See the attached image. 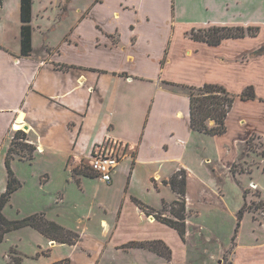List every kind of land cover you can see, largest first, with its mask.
I'll return each mask as SVG.
<instances>
[{"label":"crops","instance_id":"1","mask_svg":"<svg viewBox=\"0 0 264 264\" xmlns=\"http://www.w3.org/2000/svg\"><path fill=\"white\" fill-rule=\"evenodd\" d=\"M41 2L37 4L33 0V49L25 57L20 43L21 0H0V196L8 185L6 159L17 140L33 146L35 151L32 160L29 155L16 154L11 161L13 172L18 178L22 172L36 169L37 185L47 192L57 183L62 188L73 182L82 186L90 177L80 174V167L89 164L96 146L107 139L122 142L130 148L129 157L115 169L112 183L99 180L98 184L102 191L125 187V193L110 216L108 202L93 207L100 212L95 219V229L100 232L89 237L98 244L84 248L80 236L75 245L60 244L31 227H24L33 231L30 232L32 247H39H34L30 256L38 264H54L68 257L75 264L77 256L86 257L92 264L95 254L97 259L102 250L99 264L105 260L113 264H168L165 258L149 250L124 249L131 242L162 240L171 245L173 236L178 235L153 216H147L134 201L141 200L128 192L138 168L146 166L157 167L149 179L158 191L165 186L173 191L165 182L181 170L189 173L190 181L191 174L182 161L187 137L194 133L190 125V96L168 86L167 82L181 88L205 84L224 86L214 78L240 76L252 62L264 60V56L257 57L261 45L247 44L252 41L250 37L228 39L212 46L193 40L190 34L193 29L262 24L264 0ZM37 7L39 16L48 20L51 19L49 10L57 9V18L61 20L74 7L78 15L66 35L71 39L67 41L64 37L57 45L42 44L37 50L33 27ZM183 75L191 78L185 84L181 83ZM248 86L237 94H242ZM256 94L255 100L264 102L257 91ZM179 120H182V129L177 128ZM19 125L22 129L16 131ZM20 131L22 137L16 135ZM252 132L255 130H249L245 137ZM245 137L241 139L243 142ZM164 168L169 172L162 175L160 170ZM172 202L163 200L160 209L144 204L159 211L164 203ZM85 221L84 232L94 230L91 219ZM71 229L68 230L77 231ZM125 230L131 234H124ZM152 230L163 235L155 237L149 233ZM43 249L52 255L67 253L53 258ZM12 251L17 253L14 256L22 258L23 264V254L15 248ZM42 254H45L43 258ZM11 256L5 249L0 250L1 264L4 260L9 264ZM130 256L135 259L129 261ZM241 257L243 264H264V247L245 250Z\"/></svg>","mask_w":264,"mask_h":264},{"label":"rangeland","instance_id":"2","mask_svg":"<svg viewBox=\"0 0 264 264\" xmlns=\"http://www.w3.org/2000/svg\"><path fill=\"white\" fill-rule=\"evenodd\" d=\"M39 2L42 3L41 0H36L37 4ZM54 10L48 11L51 18L48 20L47 17L41 18L38 7L35 8L33 27L35 28L34 44L37 50L41 49L42 44L57 45L65 39L64 37L67 41L71 39L66 35L71 31L78 15L75 8L69 9L66 18L61 20L57 18L58 10ZM38 25L43 27L40 29ZM253 27H259L260 32L255 37H250L252 41L247 44L261 45L257 51L259 58L264 56V22ZM17 43L18 41L13 44ZM230 74L232 76V73ZM181 78L184 79L181 82L183 84L191 79L185 75ZM214 79L224 84L230 93L238 97L237 100L241 95L237 93L248 85H253L257 93L261 95L260 98L264 100V60L262 59L252 62L240 76L219 75ZM174 89L189 93L187 88ZM259 100L261 99L248 102L237 101L227 120L228 131L225 135L209 136L194 132L187 137L188 142L185 148L187 150L182 151L184 152L182 161L191 174L187 184L188 240L185 243L178 235L173 236L171 245L168 244L173 257L168 264H243L240 260L245 250H258L259 247H264V102ZM181 124L182 120H179L177 128L182 129ZM249 130H255L256 133L252 132L249 137H245ZM243 137L246 138L244 142L241 140ZM248 140H251V148ZM19 142L24 143L21 139L15 141V150L19 154L29 155L30 148L21 149L17 145ZM231 146L233 149H229ZM232 167L236 177L230 171ZM156 168V166L138 168L128 192L145 204L160 209L163 200L172 202L177 199V196L166 186L161 187L159 191L154 187L149 174ZM35 170L24 171L20 174L21 176L19 175L18 179L23 183V187L6 205L4 215L11 221H21L37 213L47 214L46 217L56 219L59 223L48 218L58 225L77 230L73 231L79 234L80 239L82 237L81 242L84 248L96 246L98 242L93 241L90 235H97L100 232L95 229L97 226L95 219L100 216V212L93 207L98 206L99 203L108 202L110 205L108 214L112 215L118 199H123L125 187L102 191L98 184L99 178L95 177L87 165H83L80 171L90 176V179H85L82 186L73 182L62 188L60 183H57V188L50 186L47 192L38 187L39 176ZM160 172L165 175L169 171L164 168ZM24 181L29 183L25 184ZM61 189L63 192H58ZM244 206H246L244 217L239 221L236 215ZM131 212L134 211L131 209ZM101 213L103 214L102 211ZM88 218L91 219L90 224L94 230L84 232L87 225L85 219ZM30 232L33 231L26 228L12 231L6 241L0 244V250L5 249L11 256V251L15 248L23 254V264H38L37 259L30 256L34 252V247L39 249L38 246L32 247ZM149 233L155 237L163 235L156 230ZM124 234H131V232L125 230ZM43 251L46 250L43 249ZM81 252L89 256L85 250L82 249ZM46 253L52 255L51 252L46 251ZM66 253L57 252L52 257H63ZM101 254L102 250L99 256ZM96 255L97 253L93 257L92 264H99V256L96 259ZM43 256L45 254H42L41 258ZM133 257H128L129 261H133L135 259ZM68 259L70 260L69 257ZM4 264H7L5 260ZM75 264H91V261L86 257L77 256ZM101 264L113 263L105 260Z\"/></svg>","mask_w":264,"mask_h":264},{"label":"trees","instance_id":"3","mask_svg":"<svg viewBox=\"0 0 264 264\" xmlns=\"http://www.w3.org/2000/svg\"><path fill=\"white\" fill-rule=\"evenodd\" d=\"M32 5L33 0H21V53L22 56H29L32 52ZM260 32L259 27H212L209 29H200L191 31V37L195 41L205 42L212 46H218L224 40L240 39L246 37H255ZM167 85L174 88L181 87L180 85L168 83ZM190 96V125L194 132L209 136H223L227 133V119L232 112L238 97L228 91V89L220 84H205L202 87H187ZM242 101H251L257 98L254 86H248L239 96ZM214 123L212 126L211 123ZM17 136L23 135L20 132ZM20 138V137H18ZM21 149L30 148L29 159L32 160L35 148L27 143L19 142L17 144ZM248 145L251 148V140H248ZM16 143L10 149L6 159V167L8 170V185L6 191L0 197V243H2L6 235L14 230L24 227H31L39 231L48 239L60 244L75 245L79 240V235L72 232L57 223L49 220L45 214H34L21 221H11L4 215V208L10 202L12 195L18 191L22 184L12 170L11 161L16 154ZM232 173L235 175L233 167ZM80 174L90 177L81 171ZM92 178V177H91ZM174 193L177 194V199L172 203H164L162 210L156 211L149 206H146L139 200H134L140 209L147 215L153 216L157 221L175 230L180 239L187 243V184L188 176L185 170L175 173L168 182ZM245 198V195H244ZM246 206L238 213V220L241 221L244 217ZM235 241V238H233ZM141 248L149 250L163 258L168 262L172 261V250L162 240L131 242L124 246V249ZM11 261L9 264H21L22 258L14 256L16 251H12ZM54 264H71L69 259H65Z\"/></svg>","mask_w":264,"mask_h":264},{"label":"built area","instance_id":"4","mask_svg":"<svg viewBox=\"0 0 264 264\" xmlns=\"http://www.w3.org/2000/svg\"><path fill=\"white\" fill-rule=\"evenodd\" d=\"M130 148L117 140L107 139L96 146L87 165L95 177L105 183H112L113 173L120 162L129 157Z\"/></svg>","mask_w":264,"mask_h":264},{"label":"bare ground","instance_id":"5","mask_svg":"<svg viewBox=\"0 0 264 264\" xmlns=\"http://www.w3.org/2000/svg\"><path fill=\"white\" fill-rule=\"evenodd\" d=\"M22 129V126H17V127H15V130L17 131V130H21ZM105 226V225H104Z\"/></svg>","mask_w":264,"mask_h":264}]
</instances>
